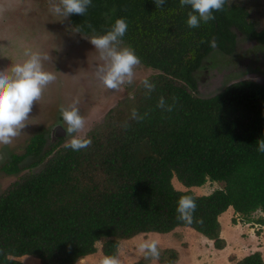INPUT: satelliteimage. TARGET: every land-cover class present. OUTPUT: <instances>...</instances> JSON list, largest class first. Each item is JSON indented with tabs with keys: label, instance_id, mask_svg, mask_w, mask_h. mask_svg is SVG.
<instances>
[{
	"label": "trees",
	"instance_id": "1",
	"mask_svg": "<svg viewBox=\"0 0 264 264\" xmlns=\"http://www.w3.org/2000/svg\"><path fill=\"white\" fill-rule=\"evenodd\" d=\"M190 10L179 0H165L161 7L153 0H92L83 16L69 17L85 35H104L124 19L128 28L121 44L133 49L140 65L158 72L148 79L156 88L146 95L141 84L131 99L110 110L88 136L89 147L73 151L62 138L47 144L38 134L0 167L6 176L30 172L0 195V264H23L22 256L40 264H76L94 254L99 242L103 256H118L120 241L176 228H189L222 250L218 218L229 208L243 222L263 224L252 215H264V153L256 143L264 139V80L239 81L210 98L195 92L198 71L214 48L232 54L235 31L264 46V30H255L243 8L227 4L214 20L190 29ZM4 55L0 64L8 62ZM160 97L174 104L171 112L157 107ZM133 109L144 119L132 120ZM173 178L186 190H176ZM207 182L223 188L203 196L192 192ZM181 195L197 203L191 226L177 219ZM159 250L158 264H176L175 251ZM150 263L142 254L133 264ZM235 264L264 262L255 252Z\"/></svg>",
	"mask_w": 264,
	"mask_h": 264
},
{
	"label": "rangeland",
	"instance_id": "2",
	"mask_svg": "<svg viewBox=\"0 0 264 264\" xmlns=\"http://www.w3.org/2000/svg\"><path fill=\"white\" fill-rule=\"evenodd\" d=\"M227 3L229 6L245 8L248 21L257 31L264 30V0H228ZM49 7L50 0H0V52L8 58L7 63L0 65H8L15 60L23 63L28 54L40 49L38 53L51 58L44 61V70L58 77V80L55 79L45 88L42 98L34 103L22 133L12 143L0 145V167L11 156L21 155L26 143L35 135L43 134L48 144L49 140H56L55 133L62 129L65 136L60 143H68L72 136L67 134V125L60 113L61 107L67 108L76 103L80 115L85 118L86 126L82 133L73 135L87 139L91 132L100 128L110 110L135 95L142 80L158 74L139 64L134 70L133 82L122 91L105 89L96 78L95 70L101 62L89 42L94 36L100 35L77 32L69 23V18L61 20L49 11ZM235 36L232 54L227 55L214 48L206 58L197 74L196 97H213L239 81L263 82L264 46L247 39L238 31H235ZM119 47L125 46L120 44ZM30 161L28 158L23 165ZM42 167L34 168L31 173L39 172ZM29 173L22 170L17 175L6 176L0 171V195L10 189L18 178ZM172 185L176 190H186L175 178L172 179ZM221 188V183L207 182L191 190L195 195L203 196ZM259 217L263 218V226L241 221L237 215L234 217L231 209L220 215V237L225 242L222 250L215 249L211 241L189 228L157 234L156 241L160 249L176 252V264H235L255 252L261 253L264 262V216L260 212L252 215L253 219ZM126 246L127 242H119L118 256L124 261L123 264H133L137 259L140 260L138 256H130L125 260Z\"/></svg>",
	"mask_w": 264,
	"mask_h": 264
},
{
	"label": "clouds",
	"instance_id": "3",
	"mask_svg": "<svg viewBox=\"0 0 264 264\" xmlns=\"http://www.w3.org/2000/svg\"><path fill=\"white\" fill-rule=\"evenodd\" d=\"M153 2L156 7H161L165 0H153ZM179 2L181 7L187 6L191 9L188 12L186 23L188 28L193 29L198 28L201 23L206 24L214 20V13L222 11L228 0H179ZM91 3L92 0H50L49 11L64 20L73 14L83 16ZM127 28L128 25L124 19H117L104 35L94 36L89 41L101 62L95 70L96 78L105 89L115 92L122 91L126 85L133 82L134 70L141 63L133 49L119 47ZM80 30L77 27L76 31L79 32ZM210 46H216L215 40L210 42ZM0 53L3 54V52ZM48 60H51L49 55H42L38 52L30 53L23 63L0 70V145L12 143L13 139L22 133V130L27 126L26 122L29 120L34 103L42 98L43 92L49 84L55 79L58 80L54 73L44 70V61ZM141 83L146 95H150L156 88L155 83L148 79L142 80ZM157 107L171 112L174 104L168 105L164 98L160 97ZM60 113L67 125V134L72 136L65 147L73 151H80L89 147L91 145L90 139L73 135L82 133L86 126L85 118L80 115L76 103L67 108L61 107ZM131 119L141 121L144 116L133 109ZM124 126L127 127L128 125L125 124ZM256 143L258 151L264 153V139H260ZM196 209L197 203L191 195H181L177 201V219L191 226L194 223ZM197 222L202 223V220ZM138 248L145 259L151 260L153 264H158L161 252L156 240L144 239ZM100 264H122V262L118 256L111 255L104 256Z\"/></svg>",
	"mask_w": 264,
	"mask_h": 264
},
{
	"label": "crops",
	"instance_id": "4",
	"mask_svg": "<svg viewBox=\"0 0 264 264\" xmlns=\"http://www.w3.org/2000/svg\"><path fill=\"white\" fill-rule=\"evenodd\" d=\"M229 209H231V208H229ZM233 214H234V212H233ZM234 217H236L235 214H234ZM252 224H256V223H252ZM257 225H259V224H257ZM261 226H263V225H261ZM261 228H263V227H261ZM259 232L260 231H257V233H259ZM157 236H158L157 233H149L147 235H138V236H136V238L138 237V238H141V239H134L135 238L134 237V238H132L130 240L123 241V243H126L127 242V246H126L127 249L125 251L126 252L125 254L127 255V257H125V260L127 258H129L130 256H138L139 258H141L142 253L139 251V248H138V246L141 243V241L144 240L145 237H146V239H154V240H157ZM96 247H97V251L94 254H91V255H88V256L84 257L83 259L79 260L76 264H100L101 259L104 257L101 254V251H100L101 242L97 243L96 244ZM118 257H119V259L121 260V262L123 264L124 261H122V259H121L120 256H118ZM19 260L23 264H40V262H39L38 259L33 258L31 256H22V257L19 258ZM138 260L139 259H137V261ZM150 264H153V262L150 263Z\"/></svg>",
	"mask_w": 264,
	"mask_h": 264
},
{
	"label": "water",
	"instance_id": "5",
	"mask_svg": "<svg viewBox=\"0 0 264 264\" xmlns=\"http://www.w3.org/2000/svg\"><path fill=\"white\" fill-rule=\"evenodd\" d=\"M210 54H211V53H210ZM210 54H209V55H210ZM209 55H208V56H209ZM208 56H207V57H208ZM205 60H206V59H205ZM205 60H204V62H205ZM204 62H203V63H204ZM55 135H56V137H58V138H59V137H62V136H64V132H63V131H61V130L59 129Z\"/></svg>",
	"mask_w": 264,
	"mask_h": 264
},
{
	"label": "flooded vegetation",
	"instance_id": "6",
	"mask_svg": "<svg viewBox=\"0 0 264 264\" xmlns=\"http://www.w3.org/2000/svg\"><path fill=\"white\" fill-rule=\"evenodd\" d=\"M227 4V6H229L228 5V3H226ZM232 6H236V5H232ZM230 7V6H229ZM236 7H240V6H236ZM241 8H243V7H241ZM245 11H246V9L245 8H243ZM246 13H247V11H246ZM247 21H248V13H247ZM249 22V21H248ZM249 23H251V22H249ZM255 28V27H254ZM256 30V29H255ZM81 33V32H80ZM141 67H143L142 65H141Z\"/></svg>",
	"mask_w": 264,
	"mask_h": 264
}]
</instances>
